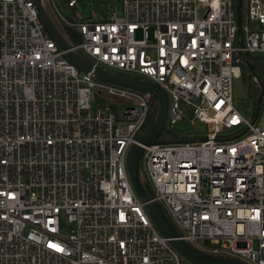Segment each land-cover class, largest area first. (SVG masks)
<instances>
[{
  "label": "built area",
  "instance_id": "built-area-1",
  "mask_svg": "<svg viewBox=\"0 0 264 264\" xmlns=\"http://www.w3.org/2000/svg\"><path fill=\"white\" fill-rule=\"evenodd\" d=\"M238 2L121 0L122 14L73 19L71 50L157 84L168 100L162 130L205 124L201 137L142 145L150 194L179 239L264 264V93L255 118L232 98L233 78L264 57V0ZM153 98L74 65L35 0H0V264H191L128 172Z\"/></svg>",
  "mask_w": 264,
  "mask_h": 264
},
{
  "label": "water",
  "instance_id": "water-1",
  "mask_svg": "<svg viewBox=\"0 0 264 264\" xmlns=\"http://www.w3.org/2000/svg\"><path fill=\"white\" fill-rule=\"evenodd\" d=\"M35 4L47 32L53 38L58 47L62 51H66L67 58L79 69L86 73L91 72L101 81L133 88L137 91L148 93L156 99L157 103L152 108L153 119L144 132L136 138V142L131 146L127 156V167L133 189L139 199L144 203V207L148 215L161 235L168 238L170 245L191 264H247L235 258H221L208 255L194 248L187 242L179 239L176 229L169 221L164 210L157 201L153 200L148 187L141 182L138 169L140 158L143 153L142 145H151L159 142L179 143L187 141V139H170L168 141L158 140L162 133V128L164 126L167 114L168 100L165 92L153 82L142 80L137 77H125L107 71L100 66H95L93 61L84 53L81 51L71 50L72 44L67 41L48 14L43 0H35ZM238 6H240V0L238 2ZM238 17H240V15ZM263 93V90H261L258 96V103L254 109V118L258 113Z\"/></svg>",
  "mask_w": 264,
  "mask_h": 264
},
{
  "label": "rangeland",
  "instance_id": "rangeland-1",
  "mask_svg": "<svg viewBox=\"0 0 264 264\" xmlns=\"http://www.w3.org/2000/svg\"><path fill=\"white\" fill-rule=\"evenodd\" d=\"M44 3L53 18L52 20L60 29L64 28V26L71 27L70 23L73 19L78 22L85 20L95 22L102 21L106 19L116 7L119 8V13L122 14L121 0H78V5L73 8V10L67 8L62 0H44ZM57 9H60L61 12L68 17L67 21L59 17ZM252 79L256 84L254 78ZM249 80L250 75L245 70L242 71L240 77H234L232 80V98L235 106L240 113L247 117H250L252 113V101L247 89ZM205 128L206 126L204 123L183 120L172 125L170 129L173 136L201 137L205 133Z\"/></svg>",
  "mask_w": 264,
  "mask_h": 264
},
{
  "label": "trees",
  "instance_id": "trees-1",
  "mask_svg": "<svg viewBox=\"0 0 264 264\" xmlns=\"http://www.w3.org/2000/svg\"><path fill=\"white\" fill-rule=\"evenodd\" d=\"M62 1L67 6V8H69V5H68L69 0H66V1L62 0ZM43 3H44V0H43ZM44 6H45V3H44ZM45 8L51 17V14L49 13L46 6H45ZM69 9L71 10V8H69ZM59 30L61 31V33L63 34V36L67 39V41L69 43L73 44V43H76L79 41V36L73 30V28L68 27V26H64V28H62V29L59 28ZM249 63L251 65V71H250V80L248 82L247 89H248V93L251 97L252 107L255 108V106L258 103V96H259L261 90H263V88H264V58L263 57L250 58ZM254 76L257 77L258 81H259L258 83L256 82V84H255V82H253V79H252ZM260 102H262V98H261ZM156 103H157L156 99L153 98L152 99V108ZM152 119H153V111L151 109L149 116H148V119H147V122L145 124V128H147V126L150 124ZM160 139L162 141H168L170 139H174V136L164 128L162 130L161 135H160ZM138 174H139V177L141 179V182L144 185H146L148 187L149 192H151L149 189L148 182L145 180V176H144V172H143V165H142L141 159L139 162Z\"/></svg>",
  "mask_w": 264,
  "mask_h": 264
}]
</instances>
